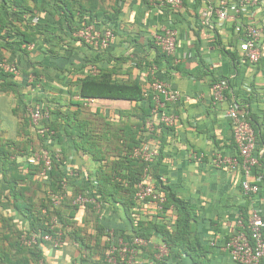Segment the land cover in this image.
<instances>
[{
    "label": "crops",
    "instance_id": "obj_1",
    "mask_svg": "<svg viewBox=\"0 0 264 264\" xmlns=\"http://www.w3.org/2000/svg\"><path fill=\"white\" fill-rule=\"evenodd\" d=\"M44 1L37 4L29 0L28 5L34 11L23 15L30 25L37 20L56 35L49 37L48 41L39 37L35 43L36 50L30 53L31 60L39 63L42 81L35 86L33 76V82L27 84L24 78L28 76L22 73L24 78H16L22 86L19 95L0 90V145L17 152L10 160L18 162L19 173L28 176L30 166L26 159L17 155L21 152L17 145L28 142V149L31 150L33 141L38 139L36 128L26 123V119L31 120V109L46 102L53 109L76 111L82 100L78 95L72 97L69 94L70 82L93 75L95 69L97 72L99 68L116 67L115 79H137L147 92L158 78L184 99L172 106L159 104L156 95H151L154 108L145 123H139L136 116L131 118L133 127H140L137 137H143L148 145L157 150L159 140L164 143L159 165L160 178L172 192L188 203L198 225L200 241L210 248L207 254L210 264H236L228 242L237 232L243 231L241 222L248 216L251 218L253 212L264 220V0L245 4L238 8V12V0H184L177 13L168 8L151 7L146 0H92V5L104 12L107 20L118 13L113 21L106 24L115 32V39L107 50H95L72 38L63 18L48 7L47 0ZM222 1H226L228 6V18L224 21L217 17ZM0 12L8 17L1 3ZM95 20L99 22L97 18ZM238 23H252L260 28L261 59L258 63L244 57L241 44L245 37L243 32L236 31ZM162 27L174 29L178 35V51L170 59V64L154 48L153 35ZM57 35L63 40L57 39ZM50 51H56L58 56L49 57ZM7 56L16 60L21 70L25 69L27 64L22 56L9 53ZM27 67L32 68V63ZM217 83L225 86L221 102L214 99L213 86ZM187 97L190 99L185 100ZM83 102L93 115L99 112L113 124L128 120L125 113L132 112L133 108L150 106L148 99L138 104L100 99ZM233 106L253 123L257 137L255 155L258 164L249 175L241 166L231 168L218 164L221 159L231 160L239 155L229 113ZM169 111L174 113L175 121L173 126L166 128L161 126L160 117ZM55 120L58 121L60 137H49L46 146L50 151L64 155L62 170L67 175L73 177L74 171L78 173L75 174L76 179L65 183L66 196L73 194V184L87 193L90 180L96 179L99 165L120 159L118 156H110L103 161L92 158L76 148L64 119L55 116ZM147 123L152 126L150 130L146 129ZM100 147L105 150L108 145L103 146L102 142ZM1 163L0 157V167ZM121 174L125 176L127 172ZM122 181L123 185L127 183ZM246 181L259 186L256 195L250 196L245 192L243 184ZM45 191L38 190L35 201L45 198ZM0 194L3 198L0 204V264L87 263L84 261L87 255L65 235V228L57 217L53 221L60 230L51 236L60 241L59 246L52 241L41 240L32 250L16 249L14 230L22 232L20 241L23 242L32 235L29 233L30 223L15 211L11 199L7 197L9 187L1 177ZM176 216L173 208L161 212L153 202H135L128 209L121 204H102L93 213L79 207L74 221L76 227L82 230L85 241L94 245V238L99 236L97 224L105 228L100 239L106 244L109 232L130 234L135 223L153 222L174 231L177 229ZM92 247L95 248L92 255L101 260L100 252ZM164 247L162 236L153 231L146 250L139 256L140 264H155L154 258L159 261L167 256L168 252L163 253ZM166 264L193 263L190 259L181 260L173 256Z\"/></svg>",
    "mask_w": 264,
    "mask_h": 264
},
{
    "label": "trees",
    "instance_id": "obj_2",
    "mask_svg": "<svg viewBox=\"0 0 264 264\" xmlns=\"http://www.w3.org/2000/svg\"><path fill=\"white\" fill-rule=\"evenodd\" d=\"M28 1L0 0L2 9L8 14V17H5L0 12V60L5 58L9 59L7 53L22 56L27 64L25 69H23L24 71L22 70V73L26 77L33 75L36 86L42 81V70L38 68V62L31 60L30 51L24 48V46L36 43L39 37H43L44 40L48 41L50 40L49 37L56 35L39 22H33L30 25L28 21H25L23 15L27 12L32 13L34 11L28 5ZM32 1L41 4L44 0ZM43 5H45V1ZM47 5L63 18L65 26L70 30L71 37L76 40L78 39L74 34L81 28L83 22H87L88 24L95 22L98 26L111 28L106 24L111 20L113 21V18L118 15L116 13L107 20L104 12L98 11L92 5V0H47ZM96 18L99 22L95 20ZM57 39H60V41L63 40L60 35H57ZM154 48L170 64L172 57L167 56L155 44ZM49 53V57L58 56L56 51H50ZM30 63H32V68L27 67ZM116 73V67L99 68L96 74L87 75L77 81L70 82L68 85L69 94L72 97L78 95L79 99L82 100L79 102V108L76 111L68 110L63 112L60 109H53L52 106L45 102L44 107L49 110L51 119L43 121L41 124V126L44 125L49 128V131L44 136L38 133L39 128L33 125L32 120L26 119L27 124H31L36 128L38 139L33 141L31 150L28 149V142L19 146L17 145L21 151L17 155H20L27 161L32 153L40 151L42 148L47 149L53 156L51 170L48 173L47 180L42 178L40 174L44 168V162L30 166L29 175L22 176L19 173L18 162L16 160H10V157L17 152L10 151L4 144L0 145V157L2 160L0 177L9 187V195L7 197L11 199L15 211L29 221V233L32 235H55L60 230L53 221V218L57 217L58 222L65 228V235L76 242L81 251L87 255V258L84 259L87 262L85 264H109L105 259V252L109 243L106 242L105 244L101 242L100 236L104 234L105 228L100 224H97L99 236L94 238L95 244L92 245V242L85 241L81 235L82 230L76 227V222L74 221L75 211L79 209V206L76 204L77 197L79 195H85L94 199V202L87 203L84 208L92 213L98 207V204H121L128 209L136 202V186L141 182L143 171L146 167V164L142 160L132 158L131 155L134 148L139 147L142 143H147L143 137H137L140 127L134 128L131 118L136 116L139 123L142 125L145 123L154 108V99L151 97L153 94H147L137 79H115L114 75ZM21 87V84L14 75L0 70V90L6 92L12 91L19 95ZM87 99L127 101L135 104L148 99L150 106L148 108H133L132 112L125 113L128 120L121 124H113L107 121L99 112L93 115L91 110L83 104V101ZM55 116L64 119L65 124L70 128L68 134L73 137L76 148L87 152L92 158L98 161L108 160L110 156H118L120 159L119 161L111 162L108 160V163L105 165H99L96 179L90 180L91 186L87 193L81 187L73 184V194L69 197L66 196L65 183L69 182L68 180L70 179H76L75 174L78 173L74 171L73 177L67 175L62 170V166L65 163L64 155H59L58 158H54L56 153L50 151L44 144V141L51 136L56 138L60 137L58 121L55 120ZM247 119L249 120V118ZM160 124L163 127L169 128L162 123ZM251 124L253 126L252 122ZM98 133L102 135L100 134V136ZM76 138L81 140L77 142ZM100 141L103 142V146L108 145L105 150L103 147H100L102 143ZM120 141H125V143L123 142L124 144L120 145ZM163 146L164 143L162 140H159V157L152 165L151 174L156 179L157 188L167 198L165 208H173L176 210L177 229L172 231L165 225L153 222L144 224L141 222L133 225V232L130 234L114 233L124 238L126 242L131 243L136 237L148 242L153 231L158 232L162 236L163 242L168 250V255L159 261L154 258L155 264H166V261L173 256L181 260L190 259L193 264H210L207 258L210 248L204 246L200 241L198 225L193 219L188 203L172 192L160 178L159 165ZM123 171H126L127 175L124 176L121 174ZM29 176L34 178L31 179ZM119 178L125 180L127 183L123 185V181H119ZM43 189H46L45 198L40 199V201H35L38 190ZM57 195L63 196L59 205H55L53 201V197ZM2 200V194H0V204ZM73 201H75L74 205ZM249 221V216L243 221V231L251 238ZM14 231L15 248L20 251L25 249L32 250V246H26L20 241L22 232L20 230ZM9 241L12 244L10 238ZM92 246L96 247L98 253L100 252L101 260L95 259V256L92 255L93 249H95ZM33 247H36V245ZM140 249L141 252H144L145 247Z\"/></svg>",
    "mask_w": 264,
    "mask_h": 264
},
{
    "label": "built area",
    "instance_id": "obj_3",
    "mask_svg": "<svg viewBox=\"0 0 264 264\" xmlns=\"http://www.w3.org/2000/svg\"><path fill=\"white\" fill-rule=\"evenodd\" d=\"M148 5L157 9L168 8L174 13H177L183 5V0H146ZM258 0H238L236 5V11L238 12L240 7L245 4H254ZM217 17L220 21H224L228 18V6L226 1H222L217 9ZM34 23H38L37 20H33ZM237 32H243L245 41L241 44V51L244 57L252 62L258 63L261 59L260 50V36L261 30L255 24L248 23L243 25L238 23L235 27ZM74 36L86 46L92 47L95 50H107L115 39V32L111 28L98 26L93 22L88 24L83 22L81 28L74 34ZM153 43L159 46L162 51L169 57H174L178 51L179 41L176 30L162 27L159 32L153 35ZM28 51L33 52L36 50V44H28L24 46ZM0 70L7 74L14 75L16 78H24L19 63L12 59L0 60ZM96 69L94 74H96ZM27 80V84L33 82V75L24 78ZM23 79V80H24ZM225 86L221 83H217L213 86L214 99L216 102L224 100ZM147 94H154L159 104L175 105L182 101L184 97L177 91L171 89L165 82L156 78L147 90ZM187 97L185 100H189ZM87 102L92 99H87ZM231 120L234 125V140L239 148V155L231 160H219L220 166L228 165L231 168H241L246 175H249L251 169L258 164V159L255 155L257 149V137L255 130L251 122L247 117L241 115L237 108L233 106L230 109ZM30 117L34 126L39 128V134L44 136L49 128L41 126L43 121L51 119L49 110L44 107V104H38L30 111ZM175 121V115L173 112H168L160 117V123L167 127L173 126ZM152 128L151 124L147 123V130ZM47 139L44 141L46 145ZM132 158L142 160L146 167L144 168L142 180L136 186L135 200L138 203L153 202L157 205L159 211H166L165 203L167 201L166 196L162 191L157 188L156 179L152 176V165L159 157V151L156 148L151 147L147 143H142L139 147H136L132 151ZM59 155L55 154L54 158H58ZM53 156L45 148L40 151L32 153L28 159L27 164L29 166H35L40 162H44V168L41 171V177L45 180L48 179V173L51 170ZM241 160V161H240ZM245 192L250 195H256L260 188L257 184H252L246 181L243 184ZM63 196L57 195L53 197L55 205H59ZM94 202V199L85 195H79L76 199V204L84 209L87 203ZM100 205L98 204V207ZM240 226L244 225L241 222ZM251 238L247 236L244 231L237 232L228 242L227 246L231 251L232 259L236 264H262L264 259V234L263 226L264 220L257 213L253 212L249 221ZM41 240L52 241L56 246L60 245V241L57 238H53L50 234L39 235L34 234L28 239H24L23 243L26 246L38 245ZM109 243L105 252V259L109 264H140L139 256L141 249L146 247L148 242L142 238H134L131 243L126 242L124 238L109 232L107 237ZM168 250L166 246L163 248V253L167 254Z\"/></svg>",
    "mask_w": 264,
    "mask_h": 264
},
{
    "label": "rangeland",
    "instance_id": "obj_4",
    "mask_svg": "<svg viewBox=\"0 0 264 264\" xmlns=\"http://www.w3.org/2000/svg\"><path fill=\"white\" fill-rule=\"evenodd\" d=\"M53 108V107H52Z\"/></svg>",
    "mask_w": 264,
    "mask_h": 264
}]
</instances>
